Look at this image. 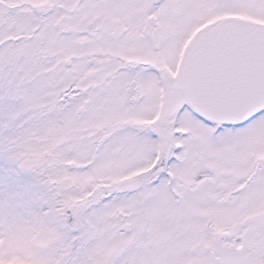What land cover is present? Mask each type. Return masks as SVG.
Returning a JSON list of instances; mask_svg holds the SVG:
<instances>
[{
    "label": "snow or ice",
    "instance_id": "6c2138e0",
    "mask_svg": "<svg viewBox=\"0 0 264 264\" xmlns=\"http://www.w3.org/2000/svg\"><path fill=\"white\" fill-rule=\"evenodd\" d=\"M0 264H264V0H0Z\"/></svg>",
    "mask_w": 264,
    "mask_h": 264
}]
</instances>
